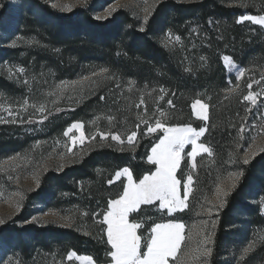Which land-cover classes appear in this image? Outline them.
<instances>
[{"label": "trees", "instance_id": "obj_1", "mask_svg": "<svg viewBox=\"0 0 264 264\" xmlns=\"http://www.w3.org/2000/svg\"><path fill=\"white\" fill-rule=\"evenodd\" d=\"M12 1L0 0V31L4 29L5 11L12 10ZM18 1V11H12L15 14L10 23L34 46L23 57L20 48L0 47V62L11 59L24 67L44 66L59 80H76L107 69L103 76L93 78L92 98L71 112L69 119H84L85 113L111 116L112 132L127 127L136 131L138 142L134 152L101 146L61 171L46 172L39 189L27 195L20 213L0 228V242L8 255L16 257L19 264H47L73 251L91 256L96 263L110 262L107 253L111 247L102 216L108 202L119 197L124 187L123 180L113 182L112 176L116 170L128 167L134 181H139L154 169L146 156L155 140L146 138L134 126L137 97L144 94L148 113L157 105L167 114V125L206 127L201 142L213 155L202 153L195 158L196 168L191 174L194 191L185 209L172 215L162 211L164 215L156 218L152 213L154 204L142 205L130 219L142 224L140 236L158 222H187L195 206L211 196L222 178L230 171H242L216 216L209 258V264H233L226 247L235 245L236 222L242 218V239L251 227H264V215L251 202L264 196V152L257 153L248 164L241 157L264 126V95H258L256 105L243 100L249 90L264 92V28L248 20L237 23L246 14H264V0H163L144 24L124 9L97 19V11L114 0H90L66 15L44 0ZM163 30L182 39L184 57L157 41V33ZM222 56H229L244 70L241 79L226 70ZM129 81L134 82L131 87ZM11 86L0 73V90ZM233 88L236 91L229 93ZM117 93L124 94L123 101L117 102ZM159 93L163 98L156 104ZM194 99L209 106L208 120L194 118ZM67 123L66 119L54 120L48 132L60 133ZM241 124L245 125L243 133ZM10 127L0 126V162L25 151L31 143L29 136L9 132ZM187 164L185 159L177 173L181 189V173ZM34 204L70 217V226L31 222L35 211L30 207Z\"/></svg>", "mask_w": 264, "mask_h": 264}, {"label": "rangeland", "instance_id": "obj_2", "mask_svg": "<svg viewBox=\"0 0 264 264\" xmlns=\"http://www.w3.org/2000/svg\"><path fill=\"white\" fill-rule=\"evenodd\" d=\"M44 1L47 2L49 5H52V3H57L60 5L63 4L74 5L70 11H63L61 10L60 7L55 8L60 14L66 15L75 11L76 8L84 6L90 0H84L83 3H80L79 0H44ZM161 1L163 0H158V2L157 0H114L113 2L109 3L107 6H103L102 8H100L95 16L104 17L103 19H106L110 17L114 12L120 9H124L127 10L131 16H133L135 19L139 20L142 24H144L146 23L144 20L145 15H148V19H149L155 7ZM176 1L190 2L197 0H176ZM18 2H19L18 0L15 1L13 0L10 3V7L12 8V10L8 9L7 11H5L6 19L3 23L4 29L0 31V47L10 46L12 48H20L21 49L20 57L21 56L23 57L25 53H27L30 50V48H32L34 45L32 43V40L25 38L17 31H15V29L10 23L11 20L10 18L14 17L13 13L18 11L19 8ZM113 8H115V11H112L111 15H108V11ZM146 9L147 12L145 11ZM246 15L260 16L264 14H246ZM262 27L264 28V26ZM177 36L178 35L173 34L169 30H163L162 32L157 33L156 39L161 45L166 47L168 50L174 51L176 52V54H178V56L184 57L185 54L183 52L182 39L180 38L179 42H175V37ZM169 40H171L172 42L169 43ZM13 42L15 43L13 44ZM222 60H223V56H222ZM223 63L226 67V70L229 73L235 74L237 77L241 69L238 68L233 62L232 64L235 65V67L226 65L224 61ZM17 68H23L24 72L16 73ZM9 69H11L13 73L11 76L9 74ZM0 73L3 75V77L6 80L12 83V86L9 89L2 91L0 90V102H3L5 104V107H8L10 105L12 111L16 114L14 116H9L7 111L0 110V117H3L4 120L8 121L6 123H0V126L9 125L11 126L10 127L11 130H8L9 132L12 133L19 132L22 133L23 135L29 136V138L31 139L30 146L25 151L14 154L6 159H3L0 162V167L4 169V171H0V192L3 193V195H0V219H3L5 221L4 224L11 221L17 214L20 213V211L24 207V203L27 195L29 193L36 192L39 189L41 177L46 172L50 170L61 171L66 166L79 162L86 154H88L92 149L97 147L110 146L117 150H127L131 152H134V150L136 149V145L138 142V135L135 141L133 142V144L129 145L127 143V136L131 134L132 132L130 131L131 129H127V127H124L123 129L121 127L120 130L123 129L121 132H112L114 126L111 124L112 120L109 121L107 119L108 116H102V115L89 116L88 115L89 113H85L83 117L84 119H79V120L69 119L71 116L70 115L71 112H73L79 105L85 104V102L88 99L92 98L94 94L93 91L95 84L93 78H95L96 76H88L87 77L88 79H84L85 78L84 77L76 80H59L55 78L54 72L48 70L44 66L34 67L33 65L31 66L29 65L27 67H24L22 66V63H20L19 61L18 62L15 60L12 61L11 59H7L0 62ZM25 81H27L28 83H25ZM62 82L67 85V88L64 90L63 95H59L57 89L62 85ZM50 93H55V94H50ZM116 95H117L116 97L117 102L120 101V99L121 101H123L124 98H122V96L124 94L122 95L121 93H117ZM141 98H144V94H139L137 97L138 102L134 107L135 117H136V119L134 118V126L135 129L141 131L146 138H151L155 140L152 146L149 148L146 156V161L154 165V169L151 172L146 173V174H151L152 172L156 171L157 165L154 162H150L148 160V156L151 155L152 147H154L159 142L160 137L163 136L164 133L162 130H158L155 133L146 134L147 125L141 123L140 118L146 120L152 118L151 122L154 125L155 120L153 117L159 116V113L160 111H162V109H160L157 105H155L154 107L155 111H153L152 113H148L145 102L144 104H140ZM162 98H163V93L157 94L156 104H158L162 100ZM25 99L28 100V104H29L27 110L21 107ZM196 100H200L202 103L205 102L201 99H194L191 103V109L194 118L202 120L196 115V112L199 111V106H197L195 110L192 107L193 103ZM33 104L35 105L44 104L46 106V112L44 113V115L47 117V119L43 120V122H40L41 114L37 112L35 108L30 106ZM137 105H140V107H137ZM65 119L68 120V123L60 133L59 131L56 130L48 132V126L54 120H65ZM165 119L166 118L164 117L163 118L164 122H166ZM13 120H15L14 123L11 122ZM94 120L95 123H93ZM21 121H23V123ZM77 122L83 124L82 131L84 132L86 139L83 144L77 142L75 145H73L71 141V136L75 135L78 137L80 133L77 132L75 129H73L72 132L69 134V136H65L64 132L73 123H77ZM137 125H139V127H137ZM166 126L171 127V126H189V125L166 124ZM190 126L196 130H199V128H201V127L196 128L192 125ZM261 129H264V126ZM261 129L259 135L256 136L250 142V144L242 153L241 155L242 159L246 155H249L252 151H256V153H259L261 152L259 151V149L264 148V131H262ZM98 130L106 133L119 134L121 136V139L124 141V143L120 144L117 141L111 140L110 135L108 136L107 139L101 140L99 135L97 134ZM93 134H96L94 140L92 139ZM202 137L203 135L199 138L198 143H202L201 142ZM37 142H39V144ZM68 147L73 148L72 153L67 152ZM191 151H192V146L190 144H186L181 153L182 159L180 161V165L175 173L177 180H179L177 173L182 167L183 161L187 159L188 164L185 170L181 173L182 175L181 177L183 178L182 189H181V183L178 186V190L180 192L181 197L183 196V183L186 181L187 176L189 174H192L193 171L192 164L194 163L195 159L193 160V158L187 155V153ZM200 154L202 153H199L198 155ZM125 168H127L131 173L128 167H122L116 170L112 176L113 182H118L119 180H123L124 187L128 183L127 174H122L119 177H117L116 174L117 172H121ZM233 172L236 171H230L229 173H233ZM229 173L218 182L211 196H209L203 203H198L195 206L193 215H191V217L187 220V222L165 221V222L155 223V224H166L169 222L182 223L184 225V233H183L184 236L186 238L191 236V239H186V241L182 244L181 249L177 253V258L176 259H173L171 257L169 258V264H181L182 261L184 262V264H189V262L185 257V253L188 252L189 249H195L199 246L200 241L202 239V236L198 235L200 230H203L205 235L209 233H214L216 223L215 226L213 227L212 221L215 222L217 221L216 216L219 213L220 209L222 208L220 206L216 194L217 187L219 186L227 190V188L230 186V181L228 179ZM9 177H11V179H9ZM37 180L39 181V183H37ZM134 182L138 183L139 181H134ZM124 187H123V191H124ZM16 193L23 194V200L21 201V207L19 211H17L16 208V201L19 199V196H17ZM226 198H224L225 201ZM251 202L254 203L255 206H257L258 211L262 215H264V211H262L261 208V205L264 204V196L256 200H251ZM153 204L156 207L152 209V213L155 214L156 218L164 215L162 211H166L167 215H172L177 211H181V210H177L170 213L166 209L161 210L159 209L158 201H153L150 204H142V205H153ZM30 208H32L35 211L33 217L36 218V220L33 221L32 220L33 217H32L30 220L31 222H35L39 224L54 223L66 227L67 226L69 227L71 224L70 219H66L68 218V216H65L64 214L56 210L46 209L38 204L31 205ZM209 209H211L210 214H209ZM107 210L105 212H107ZM136 211L129 213V217H128L129 223H138L137 221H132L130 219L131 217L135 216L133 214ZM103 216H102V221H103ZM156 218L147 219V221L149 220L151 221ZM241 222H242V218H240V220L236 222L237 231L235 232L233 239L235 245L232 246L230 245L226 247V249L228 250L227 253H229L231 258H233V264H237L242 249L246 247L250 241H253L259 235H264V227H258V228L251 227L249 232L242 239V235H240V232L243 231L244 227ZM4 224H0V228ZM155 224L149 227L148 230H144L143 236L139 235L138 232L139 228L136 230L137 235L141 237V253L147 251V241L151 239V229L152 227H154ZM106 228L107 225L105 224V235L107 240ZM213 237L214 235L212 236V242L210 244L205 245V247H210L212 249ZM5 250H6L5 247L0 242V264H10V263L19 264L18 259L14 256L8 255V253ZM77 256L86 257L88 255L77 254ZM209 258L210 256L207 257V264H209ZM245 259L247 260L245 264H264V242L258 243L255 249L251 253H249ZM241 262L242 261H240V263ZM47 264H86V262H82L76 259L75 257L69 260L67 259V255H66L62 259L61 258L52 259ZM94 264H100V263H96L94 261ZM103 264H111V257H110V262ZM200 264H205L204 257L200 258Z\"/></svg>", "mask_w": 264, "mask_h": 264}, {"label": "snow or ice", "instance_id": "obj_3", "mask_svg": "<svg viewBox=\"0 0 264 264\" xmlns=\"http://www.w3.org/2000/svg\"><path fill=\"white\" fill-rule=\"evenodd\" d=\"M80 3H83L84 0H79ZM158 2V0H157ZM53 8L60 7L63 11H70L74 5L70 4H57L52 3ZM115 11V8L110 9L108 11V15H111V12ZM147 12V9L145 10ZM150 15V13H149ZM104 17L98 16L97 19H103ZM148 15H145L144 20L147 22ZM244 20H250L255 24L264 26V15L260 16H252L245 15L241 16L237 23H240ZM143 30V29H141ZM180 37H175V42H179ZM172 41L169 40V43ZM15 42H13L14 44ZM204 57H201V60H204ZM223 61L226 65H230L235 67L232 64V60L229 56H223ZM190 70V69H186ZM23 68H17L16 73H23ZM107 72V69H101L100 73H93V76H103ZM10 76L13 74L12 70L9 69ZM242 76H244V70H240L237 75V80H239ZM110 78V77H109ZM84 79H88L85 77ZM264 80V76L261 77ZM25 83H28L25 81ZM133 81H129V86L133 84ZM255 83H259V81H255ZM252 84L248 85V88L251 89ZM67 88V85L62 82V85L57 89L59 95H63L64 90ZM163 92L164 90L161 89ZM236 91L235 88L229 89V93H234ZM55 94V93H50ZM258 95H264V92L254 93L249 90L247 95L243 96V100L250 102L251 105L257 104ZM101 99H104L101 97ZM168 103L171 105L172 101L169 100ZM140 104H144V99L141 98ZM29 106L28 100L25 99L24 103L21 105L22 108L27 110ZM35 108L37 112L41 114V121L47 119L44 115L46 112V106L44 104L39 105H30ZM140 105H137L139 107ZM199 106V111L196 112V115L202 120H208V105L202 103L200 100H196L192 107L195 110ZM0 110L7 111L9 116L16 115L9 105L5 107L3 102H0ZM251 109H249L250 111ZM167 114L163 111H160L159 116H154L155 123L154 125L151 122V119H141V123L147 125V133L151 134L155 133L158 130L163 131V136L160 137L159 142L152 147L151 155L148 156V160L150 162H154L157 167L156 171L151 174H146L143 176L139 182H134L132 179V175L127 168L123 169L121 172H117V177L122 174H127L128 183L124 187L123 193L115 200H110L108 202V210L104 213L103 216V224L107 225L106 234H107V243L111 245V251L107 254L111 257V264H169V258L176 259L177 253L181 249L182 244L186 241V239H191V236H184V225L182 223H166V224H155L151 229V239L147 241V251L141 253V237L137 235L136 230L142 227L140 223H129V213L136 211L140 208L142 204H150L153 201L159 202V209H166L168 212H174L177 210H183L186 208L187 201L189 199L190 194L194 191L193 184L194 178L191 174L187 176L186 181L183 183V196L181 197L180 192L178 190V186L181 181L176 178V170L180 165V161L182 159L181 153L186 144H190L192 146V151L187 153V155L193 160L199 153H207L209 156L213 155L212 150L207 147L203 143H198L199 138L204 135L206 132V127H201L199 130H196L189 126H166L163 118ZM98 119V118H97ZM109 121L114 119L113 117H107ZM8 121L4 120L3 117H0V123H6ZM15 122V120L11 121ZM23 123V121H21ZM95 123V120L93 121ZM139 127V125H137ZM255 127V125H253ZM83 124L82 123H73L65 132V136H69L73 129L80 133L77 137L75 135L71 136V141L73 145L77 142L83 144L86 137L84 132L82 131ZM264 131V129H261ZM245 131V125H240V132L243 133ZM101 140H105L108 136H111V140L117 141L120 144H123L124 141L121 139V136L116 133H106L103 131H99L97 133ZM96 134H93L92 139L94 140ZM137 137L136 131H132L130 135L127 136V143L132 145ZM39 144V142H37ZM259 151L264 152V148L259 149ZM68 153L73 152L72 147L67 148ZM256 151H252L249 155H246L243 158V163L248 164L250 159L256 155ZM13 159V158H10ZM193 170L196 168V164H192ZM0 171H4L2 167H0ZM243 175V172H233L229 173L228 179L230 181V186L227 190L217 187V198L219 200L220 206L223 207L225 203V199L229 193L237 186L240 177ZM11 179V177H9ZM37 183L39 181L37 180ZM112 183V181H109ZM0 195H3L0 192ZM19 196V199L16 201L17 211L20 210L21 201L23 200L22 193H16ZM262 211H264V204L261 205ZM211 213V209H209V214ZM84 215H87L86 213ZM66 219H71L70 217ZM33 221L36 220L35 217L32 218ZM5 221L0 219V224H4ZM215 221H212L213 227L215 226ZM198 235L202 236L200 244L195 249H189L188 252L185 253V257L189 264H200V258H205V264H207V257L211 255L212 249L210 247H205V245L210 244L212 242V236L214 233L204 234L203 230H200ZM264 242V235H259L253 241H250L249 244L242 249L241 255L237 264H240V261H243L249 253H251L258 243ZM73 257L76 259L86 262V264H94L93 258L90 256H77V254L73 251H69L67 254V259L71 260ZM181 264H184L182 261Z\"/></svg>", "mask_w": 264, "mask_h": 264}]
</instances>
